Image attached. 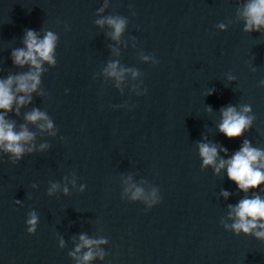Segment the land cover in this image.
I'll return each mask as SVG.
<instances>
[{"label": "water", "instance_id": "obj_1", "mask_svg": "<svg viewBox=\"0 0 264 264\" xmlns=\"http://www.w3.org/2000/svg\"><path fill=\"white\" fill-rule=\"evenodd\" d=\"M242 8L121 62L117 70L128 71L119 82L104 72L52 103L42 110L52 130L22 123L34 134L33 151L15 164L0 152V264H77L68 252L81 233L106 242L92 248L102 259L80 264H264V241L220 224L231 222L227 205L245 194L223 169H201L196 151L202 137L229 154L245 138L264 148V28L242 31ZM208 88L215 91L203 95ZM227 104L251 106L255 118L240 137L216 130ZM41 143L47 147L37 150ZM128 184L145 194L156 187L159 202L130 200ZM221 188L231 194L220 196ZM30 209L38 215L32 234L24 223Z\"/></svg>", "mask_w": 264, "mask_h": 264}, {"label": "clouds", "instance_id": "obj_2", "mask_svg": "<svg viewBox=\"0 0 264 264\" xmlns=\"http://www.w3.org/2000/svg\"><path fill=\"white\" fill-rule=\"evenodd\" d=\"M134 14V13H133ZM240 15L244 18L242 31L259 32L264 28V0H247L244 4ZM97 25L107 24L111 27L110 33L112 39L118 40L120 34L125 28L126 19L121 16H109L98 18L94 21ZM220 30L225 25L218 24ZM67 28V26H65ZM58 37L51 30H44L42 35L37 30L25 29L23 34V47L14 48L10 52V58L13 65L23 67L28 65V70L15 74H8L0 78V152L7 154L8 161L12 164L18 162L25 153L33 151L31 143L34 134L30 132L25 125L21 124L19 129L14 128V122L6 118V114L11 111L19 115V109L22 105L31 101V93L36 91L40 83V75L43 71L42 64L47 62L48 65L55 64V49ZM145 60L149 59L144 57ZM153 63H157L155 57L152 58ZM109 76L116 78L117 82L123 79L122 73L128 71L121 67L117 70L116 62H110L104 70ZM136 73L133 71V75ZM229 80L233 77H228ZM258 86L264 87V78L258 81ZM67 89L65 92L67 93ZM146 89H144V92ZM215 91L214 88H208L203 95H211ZM19 93V95H18ZM15 103V107H13ZM113 107H118L114 105ZM206 110L211 111L210 106H206ZM220 121L216 125V130L223 134L225 138H235L243 135L252 125L254 115L251 113V106L243 104L239 108L233 104L222 105L219 108ZM24 120L36 123L40 129H53V123L45 112L33 107L31 111L24 113ZM49 134H53L51 131ZM45 143H41L37 150L46 148ZM196 151L200 160V168L206 166L211 167L213 175H218L223 169L224 176L234 183L235 190L242 195L234 204L229 203L227 208V216L230 223L220 221L225 231H231L233 235H251L253 238L264 241V148L253 146L249 139L245 138L239 146L231 151L218 142L207 141L203 137L196 141ZM223 153V156L219 155ZM130 179V178H129ZM74 183V182H73ZM259 186V187H258ZM32 188L36 184L31 185ZM58 187L57 183L52 182L50 187L46 189L51 195ZM85 185L81 183L77 191L82 192ZM131 189V191H130ZM251 190V195H247ZM61 191L67 194L69 189L63 187ZM128 193L130 200L142 199L145 208H151L160 200L159 189L153 187L147 194L141 187L134 184H128L124 189ZM231 193L223 188L220 189L219 195L227 198ZM19 204L20 201H14ZM25 230L32 234L38 223V215L34 209H30L25 217ZM79 243L75 244L74 250L69 251L68 255L77 260V264L81 261L87 262L94 257L103 258L101 250H92L93 246L105 243L103 239H92L85 236L84 233L78 236ZM64 241L62 238L58 241V246L62 247ZM82 247L87 248L82 255L77 256Z\"/></svg>", "mask_w": 264, "mask_h": 264}]
</instances>
